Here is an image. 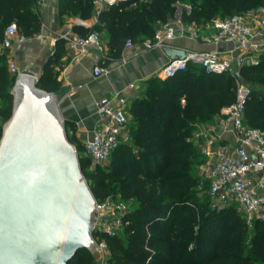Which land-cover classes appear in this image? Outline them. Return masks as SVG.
Masks as SVG:
<instances>
[{
    "label": "trees",
    "instance_id": "16d2710c",
    "mask_svg": "<svg viewBox=\"0 0 264 264\" xmlns=\"http://www.w3.org/2000/svg\"><path fill=\"white\" fill-rule=\"evenodd\" d=\"M92 1L59 0V15L90 20ZM185 2L190 3V11L182 13L184 23H204L264 8V0H133L104 9L97 26H75L74 30L82 36L107 31L110 55L119 58L129 40L142 43L154 37L160 25L174 18L177 4ZM13 22L27 38L39 34L42 21L36 0H0V42ZM64 44V40L57 41L38 88L52 93L60 89L57 67ZM7 60L6 55L0 56V97L6 103L0 115L5 122L12 115L17 78L10 74ZM237 79L251 89L245 124L264 131V56L256 66L239 67L236 76L189 67L166 79L153 77L146 82L144 95L131 102L129 139L112 153L109 168L95 166L87 176L98 202L120 196L137 203L123 217L121 234L105 238L111 264H264V221L255 222L247 246L250 228L235 206L216 210L208 203L191 202L196 183L190 172L198 150L190 139L198 124L236 102ZM2 133L0 124V140ZM68 138L78 152L84 151L77 139ZM90 162L89 157H80L82 172ZM69 264H96L95 255L84 249Z\"/></svg>",
    "mask_w": 264,
    "mask_h": 264
},
{
    "label": "built area",
    "instance_id": "2783aa9c",
    "mask_svg": "<svg viewBox=\"0 0 264 264\" xmlns=\"http://www.w3.org/2000/svg\"><path fill=\"white\" fill-rule=\"evenodd\" d=\"M133 0H93L94 16L98 21L99 14L109 6L119 2ZM150 1V0H144ZM177 36H189L209 43H231L237 54V64L256 66L264 56V8L228 17H216L204 23H184L171 21L160 25L154 37L145 39L141 44L145 50L164 49L168 42ZM60 38L65 41L69 50L77 56L89 53L96 48L102 59L107 58L101 36L97 31L88 35H74L71 31L63 33ZM28 38L21 35L15 22L7 26L0 42V56L11 51L15 42H25ZM55 43V41H53ZM135 43L129 40L126 47ZM11 75L18 76L17 64L7 60ZM189 67L202 68L209 73L231 74L236 76L233 60L222 52H189L185 59L170 61L158 73V78L166 79ZM107 70L100 65L93 69L96 77ZM237 99L234 104L222 110L225 118L232 122L236 136V146L232 152L210 153L207 168L203 170L209 181V192L212 196V207L222 210L235 206L250 229L255 222L264 221V131L249 127L244 121L246 101L251 94L248 85L237 79ZM182 102H185L184 100ZM98 124L90 137L82 141L84 152L92 165L104 166L110 161L112 153L122 142V137L129 139L130 103L122 94L102 99L97 103ZM126 140V141H127ZM96 221L93 239L96 243L94 253L96 264H111L106 237H116L123 229L122 219L131 212L129 205L120 196H110L104 201H97Z\"/></svg>",
    "mask_w": 264,
    "mask_h": 264
},
{
    "label": "water",
    "instance_id": "95a60500",
    "mask_svg": "<svg viewBox=\"0 0 264 264\" xmlns=\"http://www.w3.org/2000/svg\"><path fill=\"white\" fill-rule=\"evenodd\" d=\"M171 61L186 53L165 47ZM22 72L0 140V264H69L93 254L97 200L55 93Z\"/></svg>",
    "mask_w": 264,
    "mask_h": 264
},
{
    "label": "crops",
    "instance_id": "0c3cea01",
    "mask_svg": "<svg viewBox=\"0 0 264 264\" xmlns=\"http://www.w3.org/2000/svg\"><path fill=\"white\" fill-rule=\"evenodd\" d=\"M36 9L42 21L41 32L29 37L25 42H15L8 53V58L17 64L20 72L29 73L40 79L48 59L56 50L57 41L62 40L60 36L67 31L79 35L74 30L75 26L93 28L98 25V21L95 16L87 21L79 17L60 16L59 0H36ZM99 34L107 50L106 59H102L94 47L89 53L77 56L69 50L64 41L63 56L57 67L60 89L55 94L59 107L67 124L68 135L73 136L81 144L97 127V103L100 100L122 94L131 104L134 99L144 95L146 82L158 77L159 71L171 61L164 49L145 50L141 43H135L129 48L125 46L121 56L113 58L110 55L108 32L102 29ZM166 47L184 51L186 54L219 51L231 58L233 64L239 67L237 54L232 52L231 43L215 44L189 36H177L169 41ZM97 65L107 70L99 77L93 74V69ZM132 121L133 116L130 112L129 127ZM121 139L126 141L127 137L123 136ZM190 140L208 161H212V156H207L205 151L215 154L223 151L232 152L237 144L233 124L222 113L206 123L198 124Z\"/></svg>",
    "mask_w": 264,
    "mask_h": 264
},
{
    "label": "rangeland",
    "instance_id": "374dc122",
    "mask_svg": "<svg viewBox=\"0 0 264 264\" xmlns=\"http://www.w3.org/2000/svg\"><path fill=\"white\" fill-rule=\"evenodd\" d=\"M190 11V3L185 2V3H179L177 4V10L175 13V16L173 19H171V21H180L181 20V16L183 12H189ZM236 70L238 69V67H234ZM251 87H254L253 84H250ZM6 106L5 101L0 97V114H1V110ZM6 122L4 121V119L2 118V116L0 115V124H5ZM75 145V144H74ZM76 147V145H75ZM79 157H85V153L83 151H79L78 152ZM110 163L111 161H109L107 164H105L103 167L109 168L110 167ZM208 164V160H206V158L199 153V151H197V155L193 158L192 160V166H191V176L192 179L195 180V185H193V187L191 188V202H194L196 204H209L210 207L212 206V196L210 195L209 192V181L208 178L206 176V172L203 170L204 167L207 168ZM94 166L92 165V162H90V164L88 166H86V168L83 171V174L85 175L86 179L87 176L89 177V174L91 173V171H93ZM89 182V181H88ZM148 186L151 185V183H147ZM155 187L159 188L160 186V182L156 181L154 182ZM160 190V188L158 189ZM119 195V194H117ZM129 207L131 209L136 208L137 203L134 199H129L128 201H125ZM252 238V232L251 229L250 231H248L247 237H246V244L248 246V244L250 243Z\"/></svg>",
    "mask_w": 264,
    "mask_h": 264
}]
</instances>
